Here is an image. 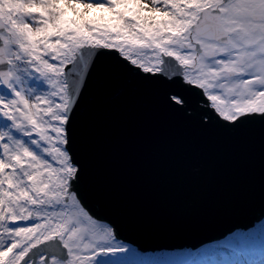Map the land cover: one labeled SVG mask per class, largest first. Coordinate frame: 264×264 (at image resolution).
I'll return each instance as SVG.
<instances>
[{"label":"snow or ice","instance_id":"obj_1","mask_svg":"<svg viewBox=\"0 0 264 264\" xmlns=\"http://www.w3.org/2000/svg\"><path fill=\"white\" fill-rule=\"evenodd\" d=\"M106 54L203 129L264 123V0H0V264H191L133 259L81 192L72 123Z\"/></svg>","mask_w":264,"mask_h":264},{"label":"water","instance_id":"obj_2","mask_svg":"<svg viewBox=\"0 0 264 264\" xmlns=\"http://www.w3.org/2000/svg\"><path fill=\"white\" fill-rule=\"evenodd\" d=\"M113 63L101 57L72 123L94 213L144 251L198 249L252 225L264 213V123L203 129L165 105L176 85L115 77Z\"/></svg>","mask_w":264,"mask_h":264},{"label":"rangeland","instance_id":"obj_3","mask_svg":"<svg viewBox=\"0 0 264 264\" xmlns=\"http://www.w3.org/2000/svg\"><path fill=\"white\" fill-rule=\"evenodd\" d=\"M89 15L100 16L102 15V13L100 11H95V12H90ZM261 233H264V227L254 232H251V234L248 235L235 234L223 243L208 245L202 248L201 249L202 251L200 250L201 251L200 254L202 255L203 252L209 249L216 251L218 246H228L230 248H234L235 253H233V256L229 259L226 258V260L223 261L208 262L203 257L196 256L195 253L197 252H192L188 249H183L175 252L163 251L157 256H151V255L146 256L134 250L137 255L133 259L142 260V261H189L191 262V264H233V262H237V261H241V262L254 261L255 264H259L261 260H264V241H262L264 240V238H262ZM239 237L244 238L242 240L246 241L248 250H246L242 246L239 247L240 250H237L234 240Z\"/></svg>","mask_w":264,"mask_h":264},{"label":"bare ground","instance_id":"obj_4","mask_svg":"<svg viewBox=\"0 0 264 264\" xmlns=\"http://www.w3.org/2000/svg\"><path fill=\"white\" fill-rule=\"evenodd\" d=\"M99 217V216H98ZM104 221H106L105 219H103ZM108 222V221H106ZM109 223V222H108ZM264 227V213H260L257 217V219L255 220V222L250 225V226H247V227H244V228H240V229H236L233 233L229 234L228 236H226L225 238H222V239H218L216 240L215 242H224L225 240L229 239L231 236L235 235V234H243V235H248V234H251V232H254L256 230H259L261 228ZM121 239V238H120ZM123 240V239H121ZM126 244L129 245V247H133L135 249V251H139L141 252L142 254H145V255H151V256H157L159 255V251H154V250H150V251H140V247L134 245L133 243H131L130 241H126V240H123Z\"/></svg>","mask_w":264,"mask_h":264},{"label":"trees","instance_id":"obj_5","mask_svg":"<svg viewBox=\"0 0 264 264\" xmlns=\"http://www.w3.org/2000/svg\"><path fill=\"white\" fill-rule=\"evenodd\" d=\"M225 249H226L225 247L224 248L220 247V248H217L216 251H213L211 249L208 250L206 253L207 260L208 261H213V260L222 261L224 258V255L222 254L225 253Z\"/></svg>","mask_w":264,"mask_h":264}]
</instances>
